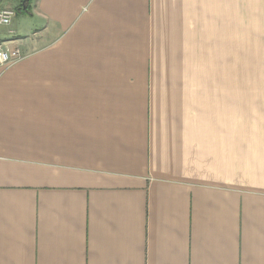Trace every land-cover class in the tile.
<instances>
[{"label":"crops","instance_id":"1","mask_svg":"<svg viewBox=\"0 0 264 264\" xmlns=\"http://www.w3.org/2000/svg\"><path fill=\"white\" fill-rule=\"evenodd\" d=\"M27 14L0 28V264H264V0Z\"/></svg>","mask_w":264,"mask_h":264},{"label":"built area","instance_id":"2","mask_svg":"<svg viewBox=\"0 0 264 264\" xmlns=\"http://www.w3.org/2000/svg\"><path fill=\"white\" fill-rule=\"evenodd\" d=\"M15 15L16 11L14 9L9 7H0V25H10ZM23 57L24 56L20 49L6 48L3 44H0V68L12 65Z\"/></svg>","mask_w":264,"mask_h":264},{"label":"rangeland","instance_id":"3","mask_svg":"<svg viewBox=\"0 0 264 264\" xmlns=\"http://www.w3.org/2000/svg\"><path fill=\"white\" fill-rule=\"evenodd\" d=\"M24 0H3V4H0V7H9L12 8L16 11V13H18L17 15H15L13 17V20L11 22L10 25L8 26H3L0 25V28L5 30L6 28H10L12 26L15 25V23L19 22L20 20H22V18L26 17V16H30L27 14V12H21V8L23 4H26V2L24 3ZM20 11V12H19Z\"/></svg>","mask_w":264,"mask_h":264},{"label":"trees","instance_id":"4","mask_svg":"<svg viewBox=\"0 0 264 264\" xmlns=\"http://www.w3.org/2000/svg\"><path fill=\"white\" fill-rule=\"evenodd\" d=\"M24 1L26 2V4L22 5V8L20 11L28 12L30 10V4L32 3L33 0H24Z\"/></svg>","mask_w":264,"mask_h":264}]
</instances>
